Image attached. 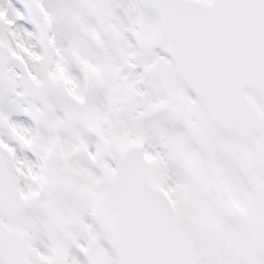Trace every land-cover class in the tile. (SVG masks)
Returning <instances> with one entry per match:
<instances>
[{
  "label": "snow or ice",
  "instance_id": "snow-or-ice-1",
  "mask_svg": "<svg viewBox=\"0 0 264 264\" xmlns=\"http://www.w3.org/2000/svg\"><path fill=\"white\" fill-rule=\"evenodd\" d=\"M0 264H264V0H0Z\"/></svg>",
  "mask_w": 264,
  "mask_h": 264
}]
</instances>
